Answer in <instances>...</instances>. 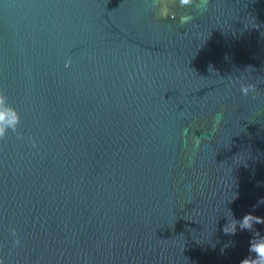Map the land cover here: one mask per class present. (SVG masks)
Returning a JSON list of instances; mask_svg holds the SVG:
<instances>
[{
	"label": "water",
	"instance_id": "obj_1",
	"mask_svg": "<svg viewBox=\"0 0 264 264\" xmlns=\"http://www.w3.org/2000/svg\"><path fill=\"white\" fill-rule=\"evenodd\" d=\"M154 3L0 0V90L20 114L0 139L5 264L248 255L252 233L223 227L264 216V0Z\"/></svg>",
	"mask_w": 264,
	"mask_h": 264
},
{
	"label": "clouds",
	"instance_id": "obj_2",
	"mask_svg": "<svg viewBox=\"0 0 264 264\" xmlns=\"http://www.w3.org/2000/svg\"><path fill=\"white\" fill-rule=\"evenodd\" d=\"M181 7H191L194 4V0H179ZM158 17L167 18L169 16V8L167 5V0H155L153 5ZM199 7V5H196ZM193 19L191 15H183L180 17V23L186 24ZM70 61H66L65 67H69ZM223 79V77H221ZM234 82L239 84L240 94L244 97L255 95L257 92V84L253 82H248L242 75L236 76ZM223 120V113H217L216 116V126H219ZM20 124V114L19 111L9 103L7 95L3 90H0V139L5 138L8 134L9 129L12 132H17L18 125ZM35 141H33V147H35ZM189 190L191 185L187 186ZM264 203V199L260 201ZM227 223L223 227V232L225 234L235 235L238 230H247L252 233L248 245V255L239 261V264H264V235L261 234L259 230L255 228V225H264V216L254 215L252 213L245 214L242 219H235L227 217ZM12 233L15 236L13 244L19 246L21 240L17 235V230L12 229ZM227 247V245L225 246ZM0 264H5V257L0 256Z\"/></svg>",
	"mask_w": 264,
	"mask_h": 264
}]
</instances>
